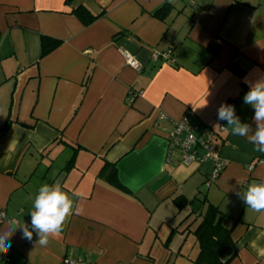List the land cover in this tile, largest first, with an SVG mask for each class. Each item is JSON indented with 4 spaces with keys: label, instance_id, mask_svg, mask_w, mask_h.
<instances>
[{
    "label": "crops",
    "instance_id": "1",
    "mask_svg": "<svg viewBox=\"0 0 264 264\" xmlns=\"http://www.w3.org/2000/svg\"><path fill=\"white\" fill-rule=\"evenodd\" d=\"M81 7L97 19L86 25ZM43 37L61 44L41 58ZM259 80L264 0H0V230L16 222L0 264H196L205 199L232 232L222 259L264 264V210L242 200L264 182V153L249 142L260 122L243 101ZM222 104L246 134L217 119ZM188 110L226 129L217 146L228 165L209 188L213 163L184 166L169 151L172 122ZM57 182L80 211L41 246L30 212L40 186Z\"/></svg>",
    "mask_w": 264,
    "mask_h": 264
},
{
    "label": "clouds",
    "instance_id": "2",
    "mask_svg": "<svg viewBox=\"0 0 264 264\" xmlns=\"http://www.w3.org/2000/svg\"><path fill=\"white\" fill-rule=\"evenodd\" d=\"M126 55H128L126 53ZM119 71V69H115ZM244 103L255 109L254 119L258 123L257 131L251 137L250 143L255 150L264 153V80H259L243 97ZM218 120H227L233 136L244 135L248 132L249 126L241 124L239 119L234 117V109L231 105L222 104L218 109ZM245 205L254 211L264 210V182L252 183L242 195ZM33 211L30 212L31 227L37 232L38 242L41 246H47L49 237H58L63 228V223L73 210L78 214L80 209H74V202L69 195L62 190L60 184L49 186L43 184L33 201ZM16 222L10 220L8 227L0 230V250L10 249L12 241L10 234L16 231ZM22 238L31 241L33 231H30L24 224L20 225Z\"/></svg>",
    "mask_w": 264,
    "mask_h": 264
},
{
    "label": "built area",
    "instance_id": "3",
    "mask_svg": "<svg viewBox=\"0 0 264 264\" xmlns=\"http://www.w3.org/2000/svg\"><path fill=\"white\" fill-rule=\"evenodd\" d=\"M124 53L126 64L136 71H141V65L129 53ZM171 54V53H169ZM157 59V56L155 57ZM193 111L188 110L179 121L172 122V129L168 135L170 153L177 151L180 154L181 163L184 166L194 164H204L211 162L214 165L213 171L207 178L206 187L209 188L216 183L227 168L228 162L219 153L217 142L221 133L226 131L223 125H219L217 130L198 123ZM161 120L167 117L161 116ZM0 218L5 220V216L0 214ZM22 237V231L20 233ZM26 245H33L34 241L23 238ZM66 264H77L75 261L67 260Z\"/></svg>",
    "mask_w": 264,
    "mask_h": 264
},
{
    "label": "trees",
    "instance_id": "4",
    "mask_svg": "<svg viewBox=\"0 0 264 264\" xmlns=\"http://www.w3.org/2000/svg\"><path fill=\"white\" fill-rule=\"evenodd\" d=\"M73 0H66L68 5H71ZM165 9L168 6L164 7ZM158 11L156 14L158 17L164 16V11ZM78 17L83 19L86 25L91 24L97 17L92 16L89 11L81 7L74 11ZM161 15V16H160ZM61 44L60 41L52 40L48 37H43L41 41V58H44L49 53L54 51ZM102 175L112 183L114 186L123 189L119 183L116 175V169L114 166L105 165L102 171ZM174 203L178 207V210H182L189 204L183 198H177ZM206 206V211L202 216L201 222L198 224L195 230H193V236L199 246V255L195 261L196 264H230V259L224 261L223 255L233 247V241L231 237V230L226 229L223 226V221L226 218L218 208L211 205L206 201L202 203ZM8 263H12L11 261Z\"/></svg>",
    "mask_w": 264,
    "mask_h": 264
},
{
    "label": "rangeland",
    "instance_id": "5",
    "mask_svg": "<svg viewBox=\"0 0 264 264\" xmlns=\"http://www.w3.org/2000/svg\"><path fill=\"white\" fill-rule=\"evenodd\" d=\"M184 216H185V214L184 215H182V217L184 218Z\"/></svg>",
    "mask_w": 264,
    "mask_h": 264
}]
</instances>
